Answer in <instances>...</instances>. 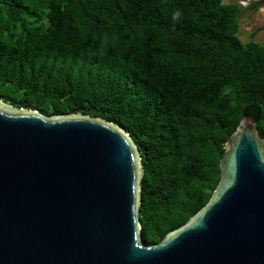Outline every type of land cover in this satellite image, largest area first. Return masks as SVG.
Segmentation results:
<instances>
[{
  "label": "trees",
  "instance_id": "1",
  "mask_svg": "<svg viewBox=\"0 0 264 264\" xmlns=\"http://www.w3.org/2000/svg\"><path fill=\"white\" fill-rule=\"evenodd\" d=\"M225 0H0V99L113 121L143 164L140 222L159 242L209 199L244 115L264 137V43Z\"/></svg>",
  "mask_w": 264,
  "mask_h": 264
},
{
  "label": "water",
  "instance_id": "2",
  "mask_svg": "<svg viewBox=\"0 0 264 264\" xmlns=\"http://www.w3.org/2000/svg\"><path fill=\"white\" fill-rule=\"evenodd\" d=\"M208 201L141 237L138 147L121 126L0 99V264H264V137L244 115Z\"/></svg>",
  "mask_w": 264,
  "mask_h": 264
},
{
  "label": "rangeland",
  "instance_id": "3",
  "mask_svg": "<svg viewBox=\"0 0 264 264\" xmlns=\"http://www.w3.org/2000/svg\"><path fill=\"white\" fill-rule=\"evenodd\" d=\"M244 7L239 16L238 36L246 42L253 39L264 43V0H225Z\"/></svg>",
  "mask_w": 264,
  "mask_h": 264
}]
</instances>
